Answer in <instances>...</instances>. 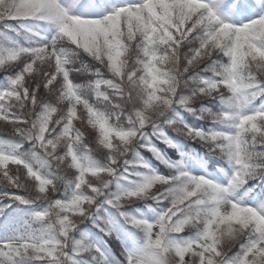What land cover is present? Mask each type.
Returning a JSON list of instances; mask_svg holds the SVG:
<instances>
[{
	"label": "snow or ice",
	"instance_id": "6c2138e0",
	"mask_svg": "<svg viewBox=\"0 0 264 264\" xmlns=\"http://www.w3.org/2000/svg\"><path fill=\"white\" fill-rule=\"evenodd\" d=\"M0 264H264V0H0Z\"/></svg>",
	"mask_w": 264,
	"mask_h": 264
}]
</instances>
